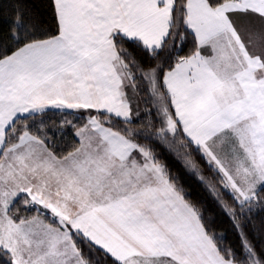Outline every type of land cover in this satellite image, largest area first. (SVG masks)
I'll return each instance as SVG.
<instances>
[{"label":"snow or ice","instance_id":"snow-or-ice-1","mask_svg":"<svg viewBox=\"0 0 264 264\" xmlns=\"http://www.w3.org/2000/svg\"><path fill=\"white\" fill-rule=\"evenodd\" d=\"M11 7L0 264H264V0H48L52 23Z\"/></svg>","mask_w":264,"mask_h":264},{"label":"trees","instance_id":"trees-1","mask_svg":"<svg viewBox=\"0 0 264 264\" xmlns=\"http://www.w3.org/2000/svg\"><path fill=\"white\" fill-rule=\"evenodd\" d=\"M15 0H0V28L7 29V21L11 19L12 16V7ZM28 5L30 10L36 14L41 19H47L49 23H52L51 16H50V8L48 7V0H28ZM192 45L189 42L185 47V53L189 48H191ZM181 53V54H185ZM145 64L148 63L147 58H144ZM141 109H144L145 107H148L143 101L140 103ZM49 135H52L51 132H49ZM56 141L60 145H70L71 142L74 140L73 136V129L66 128L63 132V135L60 133L56 134ZM63 150H67V148H64ZM172 170L177 171V169L180 168L179 163H172ZM188 184L195 190L196 196L195 199H198L201 204L206 209V214L211 213L213 216V227L217 231H222L225 234V239L227 243L232 244L235 247L239 246V238L236 235L235 229L232 227V222L229 220L228 216L221 210L220 206L216 203V201L213 199L212 195L203 187V185L199 184V182L196 180L194 176L188 177ZM226 199L230 200L231 198L228 196H225ZM24 209H22V212ZM35 213V209L32 211L26 212L27 215H32ZM264 218V213H260L259 215H256L253 217L254 221L259 225L261 219ZM83 251L86 255H93V258L96 256L101 255L99 252H96L94 254H89L88 248L86 246L83 247ZM106 264H111V260L109 259Z\"/></svg>","mask_w":264,"mask_h":264}]
</instances>
